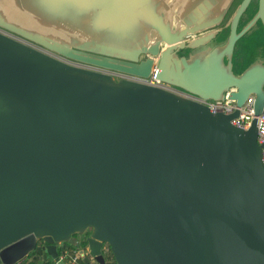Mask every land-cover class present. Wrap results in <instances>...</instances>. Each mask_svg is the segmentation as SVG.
Listing matches in <instances>:
<instances>
[{
  "label": "water",
  "instance_id": "1",
  "mask_svg": "<svg viewBox=\"0 0 264 264\" xmlns=\"http://www.w3.org/2000/svg\"><path fill=\"white\" fill-rule=\"evenodd\" d=\"M127 1L145 17L139 36H109L113 28L93 35L63 20L40 29L0 7V264L21 263L42 242L65 264L58 245L86 234L100 264L105 244L116 264H264V62L233 69L237 41L257 24L264 29V0L239 29L252 0L240 2L222 44L213 43L216 31L197 34L220 24L232 0L214 17L215 0H198L208 7L194 8L178 27L152 0ZM138 7L127 13L132 25ZM65 58L143 78L155 73L204 99L231 91L238 108L214 113ZM251 95L255 116L238 127L232 120Z\"/></svg>",
  "mask_w": 264,
  "mask_h": 264
},
{
  "label": "crops",
  "instance_id": "2",
  "mask_svg": "<svg viewBox=\"0 0 264 264\" xmlns=\"http://www.w3.org/2000/svg\"><path fill=\"white\" fill-rule=\"evenodd\" d=\"M229 1L230 0L209 1V3H211L209 8L211 6L213 8L211 17H214L222 9L226 8ZM152 2L159 12H164L165 19L171 22L173 27L181 26L184 22L183 17L185 15L187 16L194 8H200V5H204L206 8L208 7L204 2L198 0H152ZM235 2L236 0H232L220 24L199 32L197 36L216 31L218 34L213 40V43H224L230 34L231 17L240 4L239 2L237 6H234ZM135 6L138 7V3L128 2L127 0H123L122 2L111 0H0L1 9L10 19L19 21L27 26L50 30L42 24L43 21L63 20L70 21L79 28L83 26L88 27L90 31H93V35H98L97 32L99 29L113 28L111 32L112 35H109L113 37L139 36L140 31L143 30V33L146 31L145 17L139 12L140 6L136 10V12L140 14V16L137 15L136 18L138 21L137 24L134 23L132 25L130 23L132 21V16L127 15V13ZM215 11L216 14L214 13ZM242 19L239 29L241 26L246 25L251 17L243 21ZM94 20L98 22L97 25L93 24ZM247 35L248 39H239L235 47L234 56L238 53L240 57V60L236 64L234 62L233 65V69L237 74H241L256 61L264 62L263 27L257 24ZM247 42L251 44L248 51L245 47Z\"/></svg>",
  "mask_w": 264,
  "mask_h": 264
},
{
  "label": "built area",
  "instance_id": "3",
  "mask_svg": "<svg viewBox=\"0 0 264 264\" xmlns=\"http://www.w3.org/2000/svg\"><path fill=\"white\" fill-rule=\"evenodd\" d=\"M65 60L75 65H78V66L111 73L116 79L127 78L131 80H136L139 82H146L148 84L160 86L162 88L177 92L181 95H184L185 97L192 98L194 100L200 101L208 105L210 110L214 113L222 112L225 114H231L238 108L237 100L234 98H231L230 96L231 91L226 92L224 99H220V100L204 99L198 95H193L191 93L184 92L179 87H176L175 85L169 84L167 82L162 81L161 79H158L155 73H153L151 77L149 78H143V77L135 76L132 74H126L123 72L113 71V70L105 69L99 66L78 62L75 60H68L67 58H65ZM254 103H255V96L251 95L244 102V104L241 107H239L240 113L237 117H235L232 120V123L241 128H248L251 124L252 119L255 116ZM258 142L262 145V161L264 163V109L261 112V114L258 116ZM62 246H64V243L59 244L58 249H60ZM103 254L105 255L107 264H114L113 254L108 244H105L103 246ZM60 256L65 261V264H86V263L87 264H100L96 260L94 255L91 253L88 244L86 247L81 248V249L70 250L66 248L60 254ZM56 264L58 263L56 262Z\"/></svg>",
  "mask_w": 264,
  "mask_h": 264
},
{
  "label": "trees",
  "instance_id": "4",
  "mask_svg": "<svg viewBox=\"0 0 264 264\" xmlns=\"http://www.w3.org/2000/svg\"><path fill=\"white\" fill-rule=\"evenodd\" d=\"M257 10V8H256ZM255 9L253 12L256 11ZM88 234H86L87 236ZM86 236L75 235V239L77 240V244L73 245L69 242H65L64 246L59 249V253L61 254L66 248L70 250L81 249L87 246ZM21 264H56L55 260L48 254L46 250L45 243L39 244L38 248L32 251L26 259H24ZM87 264V263H86ZM116 264V263H115Z\"/></svg>",
  "mask_w": 264,
  "mask_h": 264
},
{
  "label": "rangeland",
  "instance_id": "5",
  "mask_svg": "<svg viewBox=\"0 0 264 264\" xmlns=\"http://www.w3.org/2000/svg\"><path fill=\"white\" fill-rule=\"evenodd\" d=\"M240 1H241V0H236L234 6H237V4H238ZM257 6H258V0H252L251 3H250V6L248 7L247 11H246L245 14L243 15V19H242V21L245 20L246 18L251 17V16L253 15V10H254V9L256 10ZM231 11H233V10H231ZM231 11H230V13H231ZM225 35H226V33H225ZM184 52L187 54V53H189V50L187 49V50H185ZM239 60H240V57H239V54L237 53V54H235V56H234V58H233V62H235V64H236ZM182 90H183V89H182ZM73 250H74V249H73ZM113 263L115 264V259H114V257H113Z\"/></svg>",
  "mask_w": 264,
  "mask_h": 264
},
{
  "label": "bare ground",
  "instance_id": "6",
  "mask_svg": "<svg viewBox=\"0 0 264 264\" xmlns=\"http://www.w3.org/2000/svg\"><path fill=\"white\" fill-rule=\"evenodd\" d=\"M149 33H150V31H149ZM156 37H158V34H157V33L155 34V36H150V40H151V42H152L153 40H155Z\"/></svg>",
  "mask_w": 264,
  "mask_h": 264
},
{
  "label": "flooded vegetation",
  "instance_id": "7",
  "mask_svg": "<svg viewBox=\"0 0 264 264\" xmlns=\"http://www.w3.org/2000/svg\"><path fill=\"white\" fill-rule=\"evenodd\" d=\"M241 1H242V0H241ZM241 1H240V2H241ZM258 3H259V0H258ZM257 8H258V6H257ZM256 11H257V10H256ZM256 11H255V12H256ZM255 12H253V15L251 16V18L254 16ZM241 27H242V26H241ZM183 51H184V50H183Z\"/></svg>",
  "mask_w": 264,
  "mask_h": 264
}]
</instances>
